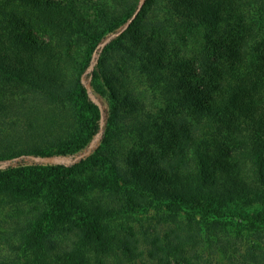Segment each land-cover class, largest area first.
<instances>
[{
	"label": "trees",
	"instance_id": "1",
	"mask_svg": "<svg viewBox=\"0 0 264 264\" xmlns=\"http://www.w3.org/2000/svg\"><path fill=\"white\" fill-rule=\"evenodd\" d=\"M164 2L171 10L166 12ZM101 3L102 0H0V86L7 88L15 80L26 85L38 82V73L27 75L25 64H41V51L48 43L35 37V30L53 36L49 37L53 40L50 52L62 65L73 57V43L86 44L89 50L104 40L106 35L101 40L88 35L85 28L90 24L79 14L81 8L100 7ZM217 4H221V13L211 16ZM61 7L73 8L64 23L73 27L72 21H77L80 31L57 34L48 29L50 21L43 17V11ZM124 12L120 17L122 23L130 20L128 25L119 39L110 37L106 41L97 65L90 67L87 54L86 66L72 69L77 72L74 87L80 89L85 106H102L96 93L100 92L98 80L108 98L117 91L124 93L126 100L137 96L131 100V108L127 103L111 102L106 123L103 119L102 125H94L91 132L99 136L106 150L111 148L112 140L117 138L118 144L120 138L129 140L133 136L134 143L121 152L123 158L127 153L124 160L132 164L133 172L121 169L122 175L117 169L100 171L96 167L79 170L84 186L74 189L69 183L73 168L61 166L45 207L25 223L27 235L21 244L26 254L24 261L8 256L1 258L0 264H110L115 250L127 254L126 262L117 264H135V256L112 234L111 221L121 214L131 218V212L145 205L159 213L163 206L170 210L174 205L178 213L190 219L199 230L196 250L214 243L209 237L208 222L235 225L246 233L258 231L259 223H264V0H145L143 5L132 0ZM213 18L218 23L226 22L215 41L206 31ZM132 29L133 34L128 35ZM108 53L109 58L111 53L118 56L107 61ZM121 72L126 76L119 86ZM90 81L91 90L87 91L86 83ZM137 82L141 90L135 93ZM27 100L31 102L29 107L23 106ZM34 101L22 97L17 107L11 106L33 112L39 108L37 104L32 108ZM122 120L127 124L119 126ZM121 146L116 145L119 155ZM143 147L153 148V153L163 156L162 162L173 170L168 180L181 177L184 185H175L166 178L156 183L146 181L152 169L140 166L147 160ZM241 158L251 161L256 174L253 188L262 203L260 207L235 190L225 194V175L239 169ZM177 163L185 166V172L173 167ZM159 182L164 186L159 187ZM238 199L243 200L241 205ZM58 226L59 230L76 228L72 248L50 238V232ZM179 247L164 246L159 262L207 264L203 257L188 256ZM177 251L180 255L174 257ZM247 254L248 251L231 252L229 264H252Z\"/></svg>",
	"mask_w": 264,
	"mask_h": 264
},
{
	"label": "rangeland",
	"instance_id": "2",
	"mask_svg": "<svg viewBox=\"0 0 264 264\" xmlns=\"http://www.w3.org/2000/svg\"><path fill=\"white\" fill-rule=\"evenodd\" d=\"M77 1L90 3V1L98 2L99 0ZM128 1L132 0H102L100 7L92 6L83 8L84 10L81 8L80 17L90 24L85 28L88 35L95 39L106 35V38L100 39L99 44L91 45L89 50L86 44L79 46L73 43L71 47L73 57L63 65L56 63L53 53L50 52L53 40H49V37L53 36H48L49 33L42 30H35V37L48 43V46L41 51V64L39 62L25 64L27 75L32 71H36L34 74L38 73V82L26 85L15 80L10 86L7 85V88L0 86L2 88H0V259L10 256L16 261H24L26 254L22 251L21 244L27 235L25 223L32 220L39 209L45 207L51 184L57 169H61V166L73 168L74 173L69 183L70 188L74 189L84 186L81 175L77 173L79 170L84 172V169L93 170L96 167L100 171L104 168L112 172L117 169L122 175L124 174L122 170L133 172L132 164L124 160L127 153L124 154V158L121 154L125 152L124 148L127 145L134 143L133 136L129 140L120 138L122 140L118 144L117 138L112 140L111 148L106 150L99 136L92 135L91 132L94 131V125H102L103 119L106 123L111 102H120L124 105L127 103L131 108L134 105V101L131 100L137 96L132 95L126 100L127 96L117 91L108 98L98 80L96 84L100 92L96 93L99 95L98 102L102 103V106L98 109L85 106L80 97V89L74 87V77L77 72L72 69L75 67L79 70L86 66L84 57L87 54L91 59L90 67H95L106 41L110 37L119 39L130 21L122 23V17H120L123 16L121 13L125 11ZM144 2L145 0H137L138 5H143ZM164 5L166 12L171 10L169 4L164 2ZM72 11V7L44 10L43 17L50 21L48 29H53V32L57 34L71 30L75 33L80 31L79 22L72 21L73 27L64 23L68 21ZM212 11L211 16L220 15L221 4H217ZM101 16L104 19H101ZM221 21L218 23V20L213 18L212 25L206 29L209 36H212V41L219 37L218 34L220 35L224 28L226 22L221 23ZM66 27L68 28L65 29ZM111 28L115 29V32H110ZM133 32L134 29L127 34H133ZM114 55L118 56L117 53H111V58ZM108 56L109 53L106 54L107 61L111 60ZM124 71L126 72V69ZM125 76L126 74L121 72L120 85L116 82L119 86H122ZM138 83L134 86L135 93L141 90V85ZM86 89L91 90V81L86 83ZM22 97H31L35 100L32 108L36 104L39 108L33 112L32 109L28 111L14 109L11 104H16L17 107ZM30 105L29 100L23 103L26 107ZM120 123L119 126H123L127 124V121L122 120ZM116 145H122L118 151L120 155L116 153ZM142 152L147 160L141 161V168L152 169L146 181L150 179L156 183L166 178V181H172L175 185L178 183L184 185L185 180L181 177L168 180L172 178L169 175L173 170L169 169L168 164L162 162L163 156L160 157L157 152L153 153V148L143 147ZM166 152H168L167 149H165ZM107 158L108 161H106ZM239 161L241 162L239 169L225 175L222 185L225 187V194L235 190L236 193L244 194L246 199L256 201L254 202L256 208L260 207L262 203L257 200L259 197L253 188L256 183V174L251 161L242 160V158ZM173 167H179L183 172L186 170L180 163L173 164ZM158 186H164L163 182H159ZM171 192H174L173 189ZM239 201L241 205L243 200ZM178 211L174 205L170 210L165 205L162 213H159L151 206L145 205L131 212V218L121 214L112 219L111 232L117 240L121 241L123 247L135 256V264H163L158 258H162L164 246L167 244H178L180 252L187 253L191 257L201 256L207 264H229L231 252L239 254L247 251L248 263L264 264V223H259L261 228L258 231L246 233L235 225L208 222L209 237L214 243L209 245V248L202 245L196 250L194 247L200 240L199 230L191 224L190 219L183 217V214ZM75 229L70 226L59 230L58 226L56 230L50 232V238L58 245L70 249L75 241ZM57 244L55 246H58ZM177 253L178 251L174 257ZM125 255H127L125 251L115 250L110 256V264H117L119 261L125 263Z\"/></svg>",
	"mask_w": 264,
	"mask_h": 264
}]
</instances>
